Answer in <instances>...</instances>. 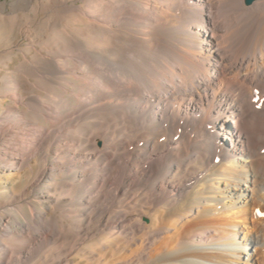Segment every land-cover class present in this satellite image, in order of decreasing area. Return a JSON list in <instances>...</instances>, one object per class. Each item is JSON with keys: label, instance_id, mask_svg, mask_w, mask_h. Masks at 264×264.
I'll list each match as a JSON object with an SVG mask.
<instances>
[{"label": "bare ground", "instance_id": "6f19581e", "mask_svg": "<svg viewBox=\"0 0 264 264\" xmlns=\"http://www.w3.org/2000/svg\"><path fill=\"white\" fill-rule=\"evenodd\" d=\"M261 224L264 0H0V264H264Z\"/></svg>", "mask_w": 264, "mask_h": 264}, {"label": "rangeland", "instance_id": "374dc122", "mask_svg": "<svg viewBox=\"0 0 264 264\" xmlns=\"http://www.w3.org/2000/svg\"><path fill=\"white\" fill-rule=\"evenodd\" d=\"M15 37H16L17 40H19L20 43H24L25 42V39L23 38V36L21 37V35L15 33ZM14 61H15V64H16L18 62V59H17V61H16V59ZM24 87L28 88L29 86L28 85H24ZM219 162H220V160L217 161L216 163H219ZM258 227L262 230V232L260 233L261 239H262V238H264L263 237L264 236V224H261ZM263 249L264 248H262L260 250V248H257V257H258L259 260L263 259L262 257H264V250ZM262 250H263V252H262Z\"/></svg>", "mask_w": 264, "mask_h": 264}, {"label": "water", "instance_id": "95a60500", "mask_svg": "<svg viewBox=\"0 0 264 264\" xmlns=\"http://www.w3.org/2000/svg\"><path fill=\"white\" fill-rule=\"evenodd\" d=\"M253 0H245L246 4H250Z\"/></svg>", "mask_w": 264, "mask_h": 264}]
</instances>
